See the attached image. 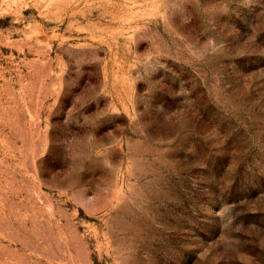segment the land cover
Instances as JSON below:
<instances>
[{
    "label": "rangeland",
    "instance_id": "1",
    "mask_svg": "<svg viewBox=\"0 0 264 264\" xmlns=\"http://www.w3.org/2000/svg\"><path fill=\"white\" fill-rule=\"evenodd\" d=\"M0 264H264V0H0Z\"/></svg>",
    "mask_w": 264,
    "mask_h": 264
}]
</instances>
